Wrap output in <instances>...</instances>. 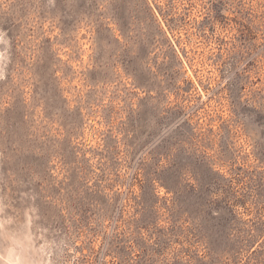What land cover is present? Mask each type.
Segmentation results:
<instances>
[{
	"label": "rangeland",
	"instance_id": "1",
	"mask_svg": "<svg viewBox=\"0 0 264 264\" xmlns=\"http://www.w3.org/2000/svg\"><path fill=\"white\" fill-rule=\"evenodd\" d=\"M0 264H264V0H0Z\"/></svg>",
	"mask_w": 264,
	"mask_h": 264
}]
</instances>
